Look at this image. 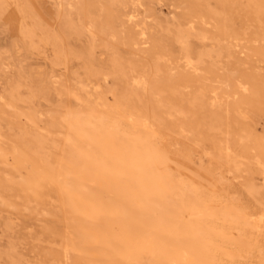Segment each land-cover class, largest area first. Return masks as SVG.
<instances>
[{"label": "rangeland", "instance_id": "374dc122", "mask_svg": "<svg viewBox=\"0 0 264 264\" xmlns=\"http://www.w3.org/2000/svg\"><path fill=\"white\" fill-rule=\"evenodd\" d=\"M61 1L0 0V264H72L107 250L102 232L85 243L63 185L77 113L145 120L215 211H264V0ZM234 220L229 233L207 220L214 238L204 241L222 264H264V223Z\"/></svg>", "mask_w": 264, "mask_h": 264}, {"label": "bare ground", "instance_id": "6f19581e", "mask_svg": "<svg viewBox=\"0 0 264 264\" xmlns=\"http://www.w3.org/2000/svg\"><path fill=\"white\" fill-rule=\"evenodd\" d=\"M66 2L63 3V0L61 1V8L69 9V3L68 1ZM228 4L232 6V3ZM242 8L244 7L242 6ZM246 10L248 11V9ZM255 19L259 20L258 18ZM231 34L233 35V33ZM36 76H38V73ZM21 94H23L22 91ZM25 95L27 94L25 93ZM35 96L37 97V95ZM23 102L26 103L25 100ZM204 104V100L201 97L195 101V106L200 109L204 108ZM2 113L4 114V112ZM107 119L91 114L83 115L77 113L69 122L74 130L75 137H73V145L65 161L63 185L74 205V212L78 216L77 221L86 231L83 236L85 243H97L102 232L105 234L103 245L107 249L100 259L92 261L75 258L73 263L222 264L224 259L222 254L215 250L211 244L204 241V239L214 238L212 233L207 230V220L213 221V223L219 222L224 233H229L230 228H226V225L228 226L227 223L232 217L235 218V222L238 219L239 221L242 220L246 224H251V228L253 227L254 229L260 228L261 224L264 223L263 210L254 212L252 215L237 214V217L232 214L233 209L231 208L215 211L213 195L205 193L194 186L191 181H187L177 175L173 163L157 145L153 128L145 120L138 118L135 120L130 115L122 121ZM209 119L216 126L222 123L220 114L216 110L211 112ZM15 148L17 149V147ZM227 148L229 149V146ZM230 152L229 149L228 154ZM259 161L262 163V157H259ZM34 164L37 163L35 162ZM1 173L3 174V172ZM41 183L40 186H42ZM223 200L226 201V199ZM225 207L227 208V206ZM76 251V244L71 242V246L69 245L65 248L68 260L70 259V253Z\"/></svg>", "mask_w": 264, "mask_h": 264}]
</instances>
